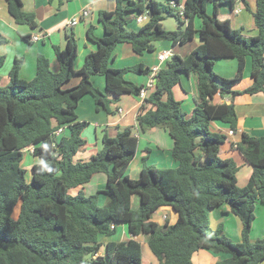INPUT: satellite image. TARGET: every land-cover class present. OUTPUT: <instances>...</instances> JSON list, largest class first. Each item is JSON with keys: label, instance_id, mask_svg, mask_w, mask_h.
<instances>
[{"label": "trees", "instance_id": "1", "mask_svg": "<svg viewBox=\"0 0 264 264\" xmlns=\"http://www.w3.org/2000/svg\"><path fill=\"white\" fill-rule=\"evenodd\" d=\"M6 1L17 25L38 27L22 0ZM48 1L59 11L71 0ZM171 2L173 5L116 0L115 11H101L105 35L98 37L93 27L88 29V39L97 49L86 56L80 70L74 69L78 42L72 31L66 34L64 48L54 46L58 73L52 72L45 55H39L36 76L27 81L19 75L23 60H15L9 84L0 85V264H143L139 241L99 240L100 235L114 236L121 223L128 225L132 237H145L159 264H194L193 255L200 250L229 255L216 264H260L264 260V238L250 240L256 204H264V136L243 133L237 144L246 164L253 168L248 184L239 187L238 164L222 158L227 137L210 130L213 120L229 124L233 132L238 130L234 104H214L217 94H264V0H257L253 13L258 29L254 37L232 29L230 18L219 15V6L233 7L236 0H186L182 9L179 0ZM243 2L250 10L247 1ZM146 9L148 23L137 31L128 29L136 19L133 14L139 16ZM167 18L177 20L178 29L166 30L163 21ZM196 18L201 20L199 30L195 29ZM197 34L201 45L185 57L173 55L157 71L143 63L119 69L109 66L118 44H130L135 54L142 55L154 52L163 41L184 45ZM24 39L30 40V36ZM248 57L253 84L243 92L234 91L243 79ZM221 59L237 61L234 78L215 73L214 66ZM4 62L0 57V69ZM128 73L153 78L154 86L138 111L137 125L141 132L168 131L178 167L148 165L144 156L140 177L130 178L126 170L138 150L131 127L115 137L104 134L102 149L93 152L88 161L75 159L88 148L83 136L88 124L78 121L76 114L80 100L90 94L98 108L111 113V95H139L143 89L126 78ZM182 73L198 77L200 100L189 117L173 95ZM94 75L105 77L106 92L93 84ZM75 76L80 80L70 86ZM61 127H67L70 134L57 140L54 132ZM31 148L40 163L33 165L28 183L22 161L24 151ZM99 173L107 175L106 189L86 196L84 186ZM100 194L106 196L104 206L98 203ZM135 195L140 197L136 210L132 208ZM224 204L242 222L241 242L227 237L222 224L215 232L210 228L211 212ZM162 207L177 214L174 224L168 217L163 225L154 221Z\"/></svg>", "mask_w": 264, "mask_h": 264}, {"label": "crops", "instance_id": "2", "mask_svg": "<svg viewBox=\"0 0 264 264\" xmlns=\"http://www.w3.org/2000/svg\"><path fill=\"white\" fill-rule=\"evenodd\" d=\"M22 1L24 10L35 16L38 25L37 28H31L27 25H17L8 12L7 1L0 0V41H2L0 42V57L5 58L4 65L0 69V85L3 87L7 86L10 82L9 73L17 58L23 60L19 75L24 80L30 81L36 76L37 58L39 55H45L49 60L52 72L58 73L60 65L54 51V46L64 48L67 42L66 34L69 31L75 33L78 42V55L74 60V69L80 70L85 62L86 56L95 52L97 49L96 44L88 39V29L93 27L96 36L103 37L105 35V28L99 19L100 12H113L117 5L116 0H71L66 2L59 11H56L55 6L51 5L48 0ZM156 1L172 4L171 0ZM179 1L183 5L186 0ZM246 1L249 4L250 10L244 6L243 0H236L233 7L230 5L219 6L218 12L219 15L230 18L232 29L241 30L243 35L254 37L258 35V29L253 17L257 0ZM86 11H89V14L83 16L82 14ZM208 12L212 14V4L208 5ZM144 13L139 15L143 18V22L141 23H138L136 20L139 17L138 14H133L136 19L128 25V29L137 31L148 23L149 17L146 18ZM75 19H79L78 23L70 26L69 22ZM166 20L163 21L164 28V22ZM194 25L195 29L199 30L201 27L200 19L198 20L196 18ZM37 35L42 36L41 39L32 41L31 38ZM24 36H30V40L24 39ZM201 43L197 34L192 41L184 45H173L171 41H163L158 44L154 52H145L142 55L135 54L130 44L121 43L114 49L109 66L119 69L143 63L153 71L159 70L164 68L167 63H160L158 59V56L163 52L170 51L172 55L176 54L185 57L201 45ZM214 71L223 78H234L237 73V61L235 59L218 60L214 66ZM251 72L252 61L248 57L246 58L243 79L239 84L234 86V91L243 92L253 84ZM126 78L139 86H143V88H147L150 82L153 81V78L150 76L134 73L126 74ZM79 80L80 77H73L70 86L77 84ZM91 80L98 89L106 92L104 76L94 75L91 77ZM151 90L149 89V92ZM173 95L181 103L184 113L188 117L191 116L197 102L200 100L197 75L194 73H182L180 76V84L174 87ZM110 99L113 100L110 105L111 113L107 112L103 107L98 108L95 98L90 94L85 95L80 100L76 108V114L78 121L88 124L83 133L84 138L88 142V148L75 157L77 161H88L93 152L101 150L104 134L115 137L120 130L131 127L134 129V135L138 138V150L126 170V174L130 178L138 179L140 177L144 156L148 158V165L158 168H176L179 166V163L172 156L173 140L166 129L154 128L146 132H141L138 128L136 120L137 114L145 102L140 95L125 94L120 97L111 95ZM213 103H233L235 106L238 116V130L236 132L231 130L229 124L218 120L210 122V130L227 137L226 143L222 145V158L233 159L238 164L239 170L236 174L237 184L239 187H245L248 184L253 168L251 165L246 164L243 155L237 149V144L241 141L243 133L254 137L264 136V94H240L225 97L217 94L213 99ZM119 110H122V113H119ZM69 134V129L65 127V135L68 136ZM27 151L31 152V149L25 150L24 153ZM105 185H107V176L96 174L84 186V192L86 196L96 195L98 192L106 189L104 188ZM98 203L100 206L106 204V196L104 194L99 195ZM139 206L140 197L135 195L132 197V208L136 210ZM161 209L172 212L168 216L171 224L177 221L178 216L170 207H162ZM258 209L261 212L260 214L263 215V221L259 224L257 221L258 217L255 215L250 233V240L252 242L264 238V204H256L255 214ZM238 218L231 212L230 206L224 204L222 207L211 212L210 228L212 231H215L222 224L223 232L227 237L232 241H237V243L241 242L243 225L240 218ZM141 237L145 238L144 236L132 237L129 233L128 225L121 223L117 225L114 236L106 237L100 235L99 240L103 243L111 241L119 242L131 238L139 241ZM228 258L229 255L224 253L216 254L207 250H200L193 255V263L216 264ZM152 261L149 258L150 264H154ZM260 264H264V260Z\"/></svg>", "mask_w": 264, "mask_h": 264}, {"label": "rangeland", "instance_id": "3", "mask_svg": "<svg viewBox=\"0 0 264 264\" xmlns=\"http://www.w3.org/2000/svg\"><path fill=\"white\" fill-rule=\"evenodd\" d=\"M144 16L146 18L149 17L148 9H146V11L144 13ZM198 20H199V18H198ZM164 25H165L166 30H176L177 26H179L178 21L175 20L174 18H167V20L164 22ZM182 28H183V26H182ZM39 162H40V160L37 157L33 156L32 152L27 151V152L24 153V157H23V161H22V167L25 169V176H26V180H27L28 183H30L31 180H32V167H33V165L38 164ZM99 174L106 175L104 173H99ZM106 186L107 185H105L104 188H106ZM259 209H258V211L256 212L255 215L258 217V220H257L258 223L261 224L262 221H263V215L260 214L261 212L259 211ZM16 212H17V210H16ZM169 213L171 214L172 212L171 211L169 212L168 210H164V209L158 210V212L153 217L154 221L159 223L160 225H163L164 224L163 215L169 216ZM215 231H212V232H215ZM117 233H118V231H117ZM139 241L141 242V245H142L143 264H150L149 258L151 260H153L152 262L154 264H158V260L156 259V257L152 254L151 250L149 249L145 238L141 237V238H139ZM234 242H237V241H234Z\"/></svg>", "mask_w": 264, "mask_h": 264}, {"label": "built area", "instance_id": "4", "mask_svg": "<svg viewBox=\"0 0 264 264\" xmlns=\"http://www.w3.org/2000/svg\"><path fill=\"white\" fill-rule=\"evenodd\" d=\"M174 2H172L173 4ZM180 9H182V5L179 6ZM89 14V11H86L84 12L82 15L83 16H87ZM79 19H75V20H72L69 22V25L70 26H74L78 23ZM138 23H141L143 22V18L141 16L138 17L137 19ZM42 36L40 35H37V36H34L32 37V41H38L39 39H41ZM172 53L169 51V52H163L162 54H160L158 56V59L160 61V63H164V62H168L171 58H172ZM154 71H157V70H154ZM154 86V82L151 81L150 84L148 85L147 88H143L140 92V97L145 101L146 97L148 96V92H149V89H152V87ZM119 113H122V110H119ZM54 136L57 140H59L61 137L65 136V127H61L59 128L58 130H56L54 132ZM31 152H33V149L31 148ZM167 215H163V220L165 221L167 219Z\"/></svg>", "mask_w": 264, "mask_h": 264}]
</instances>
